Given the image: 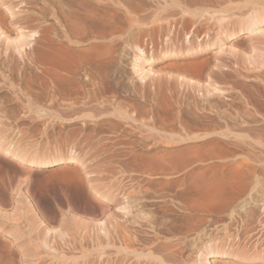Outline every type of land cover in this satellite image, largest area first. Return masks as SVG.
Here are the masks:
<instances>
[{
  "label": "rangeland",
  "instance_id": "374dc122",
  "mask_svg": "<svg viewBox=\"0 0 264 264\" xmlns=\"http://www.w3.org/2000/svg\"><path fill=\"white\" fill-rule=\"evenodd\" d=\"M88 1L93 2L90 5ZM172 1L142 0L140 4L146 9L135 17L144 16L149 22L144 20L131 27L130 20L118 16L110 5L112 0H0V20L7 22H0V29H6L10 37L4 41L0 35V192L10 188L8 193L13 196L18 187L23 195H31L25 203L11 196L10 203L0 208L4 215L0 217V264H24L21 252L29 237L45 239L49 245L39 251L41 256L32 257L30 264L40 260H46L41 264H67L52 256L61 248L65 255L71 252L70 256L77 257V264H122L124 227L119 201L123 187L146 193L148 217L159 222L161 238L171 240L165 253L168 256H135L138 264H264V192L258 194L259 199L254 197L255 217L247 222L232 217L231 209L241 208L245 197L239 188L230 184L237 189V197L232 196L233 188L229 186L228 190L224 187V196H213L218 193V167L227 162L232 149L226 144L221 146L218 140L215 88H235L230 78L238 65L244 75H264V0H230L222 6L224 11L213 7L195 16L186 14L187 20L183 19L182 8L171 6ZM94 7L98 24L89 27L88 10ZM9 12L17 13L16 17ZM213 12L216 15L210 14ZM254 16H259L260 26L250 33L249 21ZM220 17L225 28L207 26ZM122 22L129 24L125 27ZM200 22L204 29L198 33ZM71 25L75 26L72 32ZM111 27H116L115 31ZM20 30L33 35L30 48H34L23 52L30 59L21 57L17 45L11 44L19 38ZM37 36L43 41L38 45ZM111 37L116 41L109 45ZM252 38L258 39L252 42ZM33 39L38 42L35 44ZM46 39L56 44L50 47L53 43ZM219 39L225 40L222 47ZM40 50L47 51V57ZM2 59L10 61L3 63ZM235 59L240 63H232ZM19 66H23L21 71ZM53 71L57 74L51 76ZM4 146H17V154L26 158L61 157L77 162L38 167L22 163L6 153ZM254 170L259 175L263 171L254 163L242 167L247 177ZM71 188L77 191L69 193ZM78 199L85 202L83 210L74 208V218H66L70 221L61 219L52 224L47 220L48 211L55 208L67 212L66 206L76 205L73 203ZM30 205L37 210L36 220L29 219L31 213L27 216ZM46 205L50 209H45ZM130 224L128 231L132 232L135 227ZM222 244H234L243 250L219 254Z\"/></svg>",
  "mask_w": 264,
  "mask_h": 264
},
{
  "label": "bare ground",
  "instance_id": "6f19581e",
  "mask_svg": "<svg viewBox=\"0 0 264 264\" xmlns=\"http://www.w3.org/2000/svg\"><path fill=\"white\" fill-rule=\"evenodd\" d=\"M52 1V0H51ZM137 1V0H136ZM139 1V0H138ZM142 1V0H141ZM140 1V2H141ZM143 1H146V0H143ZM228 1H230V0H174V1H172V4H171V6H176V7H179V10H181V8H182V12H183V19L184 18H186L188 15H192V16H195L197 13H199V11L201 12H204V11H207V10H209V8H215V7H218L221 11H224V10H222V6H224V4L226 3V2H228ZM232 1V0H231ZM2 2H3V0H2ZM6 2V1H5ZM4 2V3H5ZM59 2V1H58ZM92 2L93 1H88V3L91 5L92 4ZM140 2H138V3H135V1L134 0H112V2H110V5H112L113 7H114V10L116 11V12H118V16H120V17H124V19H125V21H126V19H129L128 21L130 22V24H129V22H128V24H129V26H131V27H133L134 25H139V23L141 22V21H144L145 20V22L147 21L146 20V18L143 16L142 18H140V17H135V15L136 14H138V11H144L145 9H146V5L144 4H140ZM170 2H171V0H170ZM57 3V2H56ZM98 3V2H97ZM146 3V2H145ZM162 3V2H161ZM62 4V3H61ZM70 4H72V3H70ZM88 4V5H89ZM109 4V3H108ZM165 4H166V2H165ZM5 5V4H4ZM8 5H9V3H8ZM51 5V4H50ZM56 5V4H55ZM74 6H75V4H73ZM72 5V6H73ZM84 5V4H83ZM106 5V4H105ZM166 5H168V4H166ZM64 6V5H63ZM68 6H70V5H68ZM161 6H162V4H161ZM170 6V7H171ZM197 6H199V7H197ZM64 7H66V6H64ZM92 7V6H91ZM169 7V6H168ZM169 7V8H170ZM175 7V8H176ZM192 8V7H194L192 10L191 9H188V8ZM79 8V7H78ZM97 8V7H96ZM109 8V7H108ZM167 8V7H166ZM226 8V7H225ZM230 8V7H229ZM233 8V7H232ZM10 9V8H9ZM8 9V10H9ZM39 9V8H38ZM110 9V8H109ZM147 9H148V7H147ZM174 9V8H173ZM224 9V8H223ZM228 9V8H227ZM226 9V10H227ZM231 9V8H230ZM229 9V10H230ZM48 10V9H47ZM103 10V9H102ZM43 11V10H42ZM68 11H69V9H68ZM87 11V10H86ZM142 11V12H143ZM150 11V10H149ZM177 11H178V9H177ZM28 12V11H27ZM73 12V11H72ZM95 7H94V9H90V10H88V26L89 27H91V26H93L94 24L95 25H97L98 24V22L97 21H95V20H97V18L95 19L94 18V15H95ZM69 13V12H68ZM71 13V12H70ZM97 13V12H96ZM112 13V12H111ZM150 13V12H149ZM148 13V14H149ZM174 12L172 11V14H173ZM208 13V12H207ZM207 13H206V15H207ZM216 13V12H215ZM214 12L213 13H210V14H215ZM9 14H11L12 16L14 15V17H16V15H17V13H12V12H9ZM73 14V13H72ZM77 14V13H76ZM140 14V13H139ZM187 14V16L186 17H184L185 15ZM221 14V13H220ZM223 14V13H222ZM20 15V14H19ZM18 15V16H19ZM98 15V14H97ZM143 15V14H142ZM141 15V16H142ZM198 15V14H197ZM201 15H202V13H201ZM212 15V16H213ZM216 15V14H215ZM146 16V15H145ZM200 16V15H199ZM211 15H209V17H210ZM72 17V16H71ZM80 17V16H79ZM83 17V16H82ZM95 17H96V15H95ZM149 17H150V14H149ZM182 17V16H181ZM197 17V16H196ZM208 17V18H209ZM1 18V17H0ZM74 18H76V17H74ZM207 18V19H208ZM211 18V17H210ZM213 18V17H212ZM222 17H220V19H217V21L215 22V21H213L214 19H212V23H207V26H216V28L215 29H222V28H225V22L223 23V18L221 19ZM252 18V20H250L249 21V32L250 33H252V32H256L258 29H259V26H260V24H259V16H254V17H251ZM65 19V18H64ZM123 18H121V20H122ZM191 19L192 18H190V24H191ZM194 19V18H193ZM207 19H205V20H207ZM6 20V19H5ZM25 20H27V19H25ZM24 20V21H25ZM30 20V19H29ZM149 20V19H148ZM178 20H180V19H178ZM186 20H187V18H186ZM204 20V21H205ZM209 20V19H208ZM207 20V21H208ZM231 20H235V19H231ZM31 21V20H30ZM70 21V20H69ZM123 22H124V20H122ZM153 21V20H152ZM168 21H171V20H168ZM184 22H185V24H187V22L185 21V20H183ZM188 21H189V17H188ZM193 21H195V23H196V20H193ZM203 21V20H202ZM203 21V22H204ZM0 22H1V24L3 25V24H5V22H4V19L2 18V21L0 20ZM56 22H58V21H56ZM123 22H122V24H123ZM144 22V23H145ZM147 22H149V21H147ZM146 22V23H147ZM154 22V21H153ZM184 22H183V24H184ZM230 22V21H229ZM229 22H228V24H229ZM234 22V21H233ZM238 22H239V20H238ZM143 23V22H142ZM1 24H0V26H1ZM6 24H7V22H6ZM5 24V25H6ZM16 24H17V21H16ZM125 24H126V22H125ZM128 24H126V25H128ZM163 24H164V22H163ZM168 24H169V22H168ZM174 24H176V22H174ZM179 24V22L177 21V25ZM181 24H182V20H181ZM228 24H226L227 26H228ZM14 25H15V22H14ZM78 26H77V28L76 29H79L78 27H79V24H77ZM91 25V26H90ZM101 25V24H100ZM126 25H124L123 24V26H125L126 27ZM155 25H156V22H155ZM159 25V24H158ZM157 25V26H158ZM188 26H190L189 24H187ZM186 25V26H187ZM195 25V24H194ZM235 25V24H234ZM8 26V25H7ZM13 26V25H12ZM37 26V25H36ZM104 26V25H103ZM119 26V25H118ZM117 26V27H118ZM165 26V24L163 25V27ZM167 26V25H166ZM171 26V25H170ZM204 26V25H203ZM203 26H201V22H200V25H198V27L196 28V30H197V32L199 33V32H201L202 31V29H204V27ZM226 26V27H227ZM2 27H6V26H2ZM15 27V26H14ZM67 27V26H66ZM72 29H71V28ZM69 27V30H71V32L75 29V28H73V27H75V26H70ZM89 27H88V29H89ZM122 27V26H121ZM159 27H162V26H159ZM169 27V26H168ZM173 27H175L174 25H173ZM1 28V27H0ZM7 28V27H6ZM82 28H83V26L82 27H80V29H81V31H82ZM101 28V27H100ZM103 28V27H102ZM105 28V27H104ZM106 28H108V27H106ZM105 28V29H106ZM116 28V27H115ZM115 28H112L111 27V29L113 30V31H115ZM124 28V27H123ZM208 28V27H207ZM13 29V28H12ZM20 29V28H19ZM84 29V28H83ZM92 29V28H91ZM98 29V28H97ZM129 29V28H128ZM176 29V28H175ZM31 30V29H30ZM55 30V29H54ZM59 30V29H58ZM68 30V29H67ZM68 30V31H69ZM0 31H1V33H0V35L2 36V38L4 39V41H6L8 38H10V37H7V35H6V32L5 31H7L6 29H5V31H4V29L3 30H1L0 29ZM21 31V30H20ZM47 31V30H46ZM80 31V30H79ZM86 31V30H85ZM125 31V30H124ZM22 32V31H21ZM34 32H35V30H34ZM42 32V31H41ZM61 32V31H60ZM26 33V32H25ZM36 33V32H35ZM43 33V32H42ZM41 33V34H42ZM47 33V32H46ZM45 33V34H46ZM70 33V32H69ZM77 33V32H76ZM112 33H114V32H112ZM119 33H122V32H119ZM124 33V32H123ZM7 34H8V32H7ZM19 34V38L16 40V42L14 41V43L12 42L11 44L12 45H17V49H18V51H16V53L18 52L19 53V55L21 56V57H25V55L23 56V52L25 51V49H30V50H32L30 47H32L33 46V42H32V36L31 35H27V34H24L23 32L22 33H18ZM28 34H30V33H28ZM31 34H33V32L31 33ZM40 34V35H41ZM75 34V33H74ZM79 34V33H78ZM83 34V33H82ZM94 34V33H93ZM99 34V33H98ZM97 34V35H98ZM115 34V33H114ZM125 34V33H124ZM146 34V33H145ZM144 34V35H145ZM84 35V34H83ZM194 35V34H193ZM47 36V35H46ZM54 36H55V34H54ZM82 36V35H81ZM208 36H210V34H208ZM250 35H248L247 37H249ZM38 37V36H37ZM41 37V36H40ZM45 37V36H44ZM83 37V36H82ZM90 37H92V36H90ZM144 37V36H143ZM255 37H257V36H255ZM254 37V38H255ZM52 37H50V39H51ZM107 38V37H106ZM106 38H105V40H106ZM254 38H252V42H254L256 39H258V38H256V39H254ZM12 39V38H11ZM11 39H9L8 41H10ZM39 40V42H38V40ZM36 39V41H35V44H36V42H38L37 43V45L40 43V41L41 42H43L42 40H40V38L38 37ZM50 39H46V40H49L50 41ZM77 39V38H76ZM75 39V40H76ZM94 39V38H93ZM92 39V40H93ZM96 39V38H95ZM1 40V39H0ZM13 40V39H12ZM11 40V41H12ZM54 40H55V38H54ZM53 39L51 40L52 41V43H53V41H54ZM84 40V39H83ZM103 40H104V38H103ZM108 40V39H107ZM118 40V39H117ZM260 40V39H259ZM45 41V40H44ZM50 41V42H51ZM74 41V40H73ZM78 41V40H77ZM80 41H82L81 40V38H80ZM88 41H91L90 39L88 40ZM99 41V40H98ZM115 41H116V39L115 38H113V37H111V39L109 40V45H111V43H115ZM224 41L225 40H223V39H219V42H220V45H221V47L223 46V44H224ZM1 42V41H0ZM3 42V41H2ZM56 42V41H55ZM53 43V44H51L50 45V47L53 45L54 46V44H56V43ZM68 42V41H67ZM71 42V41H70ZM8 43L9 42H7V44L6 45H8ZM33 43V44H32ZM49 43V42H48ZM84 43V42H83ZM223 43V44H222ZM260 43V42H259ZM10 44V45H11ZM42 44V43H41ZM253 44H255V43H253ZM261 44V43H260ZM2 45V44H1ZM5 45V46H6ZM47 45V44H46ZM95 45V44H94ZM93 45V46H94ZM99 45V44H98ZM40 46V45H39ZM119 46V45H118ZM124 46V45H123ZM14 47V46H13ZM43 47V46H42ZM255 47H256V45H255ZM10 48L11 47H9L8 49L10 50ZM15 49H16V47H14ZM14 48H13V50H14ZM38 48V47H37ZM41 48V47H40ZM103 48V47H102ZM106 48V47H105ZM120 48V47H119ZM257 48V47H256ZM8 49H7V51H8ZM12 49V48H11ZM35 49H36V47H35ZM39 49V48H38ZM43 49V48H42ZM48 49H49V47H48ZM52 49V48H51ZM92 49V48H91ZM109 49V48H108ZM117 49V48H116ZM1 50V49H0ZM12 50V51H13ZM37 50V49H36ZM35 50V51H36ZM44 50V49H43ZM43 50H40V52L42 51L43 52ZM111 50V49H110ZM112 50H114V49H112ZM3 51V50H2ZM11 51V52H12ZM121 51H123V50H121ZM28 52L29 51H27V54H28ZM32 52V51H31ZM30 52V54L29 55H31L32 53ZM34 52V51H33ZM38 52V51H37ZM46 53H47V51H45ZM45 52H43L44 53V55L47 57V55H46V53ZM49 52V51H48ZM101 52V51H100ZM5 53H7V52H5ZM25 53V52H24ZM50 53H51V51H50ZM48 53L50 56L53 54V53ZM91 53H92V51H91ZM8 55H10V52L9 53H7ZM40 54V53H39ZM6 55V54H5ZM4 55V56H5ZM7 55V57H10V56H8ZM18 55V56H19ZM37 55V54H36ZM48 55V56H49ZM107 55V54H106ZM14 56V55H13ZM13 56L11 57L12 59H13ZM49 56V57H50ZM96 56V55H95ZM100 56H101V54H100ZM103 56V55H102ZM1 57V56H0ZM6 56L5 57H3V58H6V59H9V58H7ZM21 57H20V59H21ZM28 57V55H26V58ZM112 57V56H111ZM26 58H25V60H26ZM29 58V57H28ZM31 58V57H30ZM29 58V59H30ZM52 58H53V56H52ZM5 59V61L3 62V63H9V61L7 62V60ZM16 59V58H15ZM24 59V58H23ZM28 59V60H29ZM33 59V58H32ZM51 59V58H50ZM18 60H19V57H18ZM17 60V61H18ZM22 60V59H21ZM52 60V59H51ZM50 60V61H51ZM111 60V59H110ZM14 61V60H13ZM16 61V60H15ZM14 61V62H15ZM24 61V60H23ZM31 61V60H30ZM238 61V60H237ZM236 61V59H235V61H232V63L233 62H236L235 64H238V63H240L239 61L237 62ZM12 62V61H11ZM10 62V63H11ZM21 62V61H20ZM26 62V61H25ZM24 62V64H26ZM1 63V62H0ZM16 64H17V62H15ZM30 63V62H29ZM29 63H28V65H29ZM100 63H102V62H100ZM34 64H36V63H34ZM255 64V63H254ZM253 64V65H254ZM1 65H2V63H1ZM6 65V64H5ZM7 65H10V64H7ZM6 65V66H7ZM11 65H12V63H11ZM18 65H20V64H18ZM262 65V64H261ZM13 66H14V63H13ZM29 66H32V65H29ZM235 66H237V65H235ZM239 66V65H238ZM235 67V69L234 70H232L234 73L232 74V77L230 78V80H231V82L234 84V86H235V88H233L232 90H228V91H226L225 89H222V88H219V87H217V88H215V91L217 92L216 93V97H215V104H214V108H215V121H216V124H217V130H218V132H217V134H218V140H219V143H220V145L222 144V145H224V144H226V145H229V146H231L232 147V149H230L231 147H229V149L231 150L230 151V155L229 156H227L228 157V159L226 158V157H224V158H226L227 159V162L225 163V164H223L221 167H218L219 168V170L217 171V180H218V193L216 194L215 193V195H213V196H216V195H218V197H220V196H222L223 194H226V193H223V189H224V187H226L227 186V190H228V186L233 190V191H231V189H230V191H231V194H232V196H233V194H234V196L235 195H237V194H235L234 193V190H237L236 188H239L240 189V192L242 193L243 192V195H242V198H243V196H245L244 197V199L242 200L241 199V201H243V205H241V208H239L238 210L237 209H231L232 210V217H234L235 218V220H239V221H242V222H247V221H249V220H252L254 217H255V215H254V213H255V211L253 210V209H255L254 207H253V205H255V203H256V200L257 199H254V197H258V199H259V196H258V194L259 193H263L264 192V75H263V73L262 74H260L259 73V71L258 72H256L255 71V73H259V74H257V75H255V74H249V73H245V75H244V73H241L242 71L240 70V67ZM255 66V65H254ZM264 66V65H263ZM1 68L3 67V66H0ZM10 67V66H9ZM20 67V66H19ZM19 67H16V68H19ZM21 67H23V66H21ZM21 67L19 68L20 69V71H21ZM25 67V66H24ZM26 67H27V65H26ZM51 67V66H50ZM98 67V66H97ZM96 67V68H97ZM4 68H8V67H4ZM3 68V70L5 71V69ZM13 68H15V66L13 67ZM28 68V67H27ZM27 68H25L26 70H27ZM38 68H39V66H38ZM10 68H8L6 71H8ZM25 69H23V70H25ZM29 69V68H28ZM48 69V68H47ZM2 69H1V71H3ZM18 70V69H17ZM16 69L14 70V71H17ZM32 70V69H31ZM45 70H46V68H45ZM48 70H50V69H48ZM54 70V69H53ZM11 71H12V68H11ZM19 70H18V74L17 75H19V74H21L20 76H22V74L23 73H21ZM44 71V70H43ZM51 71H52V68H51ZM27 72V71H26ZM47 72H49V71H47ZM47 72H45V73H47ZM54 72H56V71H53V74H51V72H50V74H51V76H53L54 75ZM253 72V71H252ZM261 72V71H260ZM263 72V71H262ZM9 73H10V71H9ZM12 74H13V72H11ZM44 73V74H45ZM254 73V72H253ZM49 74V75H50ZM56 74H57V72H56ZM1 75H3V74H1ZM26 75V74H25ZM45 75H47V74H45ZM89 75V74H88ZM4 76V75H3ZM16 78H18V76H16V75H14ZM24 76V75H23ZM56 76V75H55ZM58 76V75H57ZM8 77V76H7ZM26 77V76H25ZM37 77V76H36ZM144 77H146V76H144ZM3 78V77H2ZM22 78V77H21ZM31 78V77H30ZM19 79V78H18ZM22 79H24V78H22ZM54 79V78H53ZM142 79V78H141ZM1 81V80H0ZM89 81V80H88ZM26 82V81H25ZM90 82V81H89ZM102 84V83H101ZM18 85V84H17ZM98 85V84H97ZM218 86H220V85H218ZM221 87V86H220ZM239 88V89H237V88ZM53 89V88H52ZM26 91V90H25ZM93 93V92H92ZM226 99H227V101L229 100L230 101V104L229 105H227L226 104ZM228 101V102H229ZM73 102V101H72ZM106 102V101H105ZM83 103V102H82ZM77 104V103H76ZM84 104V103H83ZM132 107V106H131ZM108 109V108H107ZM144 109V108H143ZM102 111V110H101ZM213 112V111H212ZM149 114V113H148ZM63 115V114H62ZM147 116V115H146ZM149 116V115H148ZM128 117V116H127ZM63 118V117H62ZM1 143V142H0ZM3 144V143H2ZM2 144H0V145H2ZM221 145V146H222ZM44 146H46V145H44ZM2 147V146H1ZM5 147V146H4ZM13 147H15V146H13ZM38 147V146H37ZM16 148H18L17 146H16ZM15 148V149H16ZM36 148V147H35ZM34 148V149H35ZM39 148V147H38ZM15 149H13L12 148V146L11 147H5L4 148V150L6 151V153H8V154H11V155H13L15 158H17L18 160H20L22 163H25V164H31V165H35V166H38V167H50V166H54V165H57V164H62V163H68V162H77V161H75V159L73 160L72 158H68V159H64V158H61V157H58V158H52V159H50V160H40V159H31V158H26V157H23V156H21V155H18L17 154V150H15ZM39 149H41V148H39ZM36 150H38L37 148H36ZM35 150V151H36ZM39 151V150H38ZM173 157V156H172ZM175 157V156H174ZM223 158V159H224ZM151 159V158H150ZM149 159V160H150ZM174 159V158H173ZM180 160V159H179ZM150 161H152V160H150ZM160 161V160H159ZM163 162V161H162ZM171 162V161H170ZM174 162V161H173ZM177 162V161H176ZM4 163V162H3ZM251 163H254L257 167H259V168H262V174L261 175H259V174H257L256 173V171L254 170V171H252V172H250V173H248L249 174V176L247 177V175L246 176H244V174H243V172H242V167H245V166H247V168H248V166L251 164ZM79 164H82V163H79ZM170 164V163H169ZM172 164V163H171ZM175 164V163H174ZM173 164V165H174ZM2 165V164H1ZM11 165V164H10ZM83 165V164H82ZM221 165V164H220ZM5 166V165H4ZM9 166V165H8ZM7 167V166H6ZM173 167V166H172ZM174 167H175V165H174ZM173 167V168H174ZM86 169V168H85ZM244 169V168H243ZM18 171V170H17ZM20 171V170H19ZM15 173V172H14ZM22 173V172H21ZM17 174V173H16ZM20 174V173H19ZM25 174V173H24ZM203 174V173H202ZM20 175H22V174H20ZM87 175H88V173H87ZM13 176V175H12ZM28 176V175H27ZM191 176H192V174H191ZM22 177V176H21ZM14 178V177H13ZM201 179V178H200ZM215 179H216V177H215ZM214 179V180H215ZM229 179V180H228ZM197 180V179H196ZM190 181V180H189ZM197 182V181H196ZM193 183V182H192ZM205 184V183H204ZM230 184H233V186L234 187H236V188H234V187H232V186H230ZM12 185V184H11ZM127 185V184H126ZM183 185V184H182ZM206 185H207V181H206ZM209 185V184H208ZM125 186V185H124ZM7 187H9V185L7 186ZM14 187V186H13ZM57 187V186H56ZM199 187V186H198ZM205 187V186H204ZM203 187V188H204ZM2 188V187H1ZM0 188V189H1ZM191 189H193V187H190ZM189 188V189H190ZM212 188H213V185H212ZM15 189V188H14ZM74 190H76L75 188H73ZM73 189L71 188V190L70 191H68L69 193L70 192H73ZM187 189V188H186ZM186 189H184V190H186ZM209 189V188H208ZM210 189H211V186H210ZM213 189H215V188H213ZM238 189V190H239ZM3 190V189H2ZM1 190V192H0V208L1 207H4V206H7L9 203H10V197L12 196V194L10 195L8 192H10V188H9V191L7 192L6 190V192H3ZM12 190V189H11ZM59 190V189H58ZM77 191V190H76ZM82 190H80L79 192V194H81L82 192H81ZM187 191V190H186ZM14 192V191H13ZM75 192V191H74ZM187 192H189V191H187ZM205 192V191H204ZM203 192V193H204ZM233 192V193H232ZM64 193V192H63ZM76 193V192H75ZM75 193H73L75 196L73 197V199L76 197V195L77 194H75ZM191 193H193V192H191ZM238 193V196H239V191L237 192ZM240 193V194H241ZM120 194H121V198H120V201H119V203H120V210H122L123 211V227H124V234H123V241H122V245L123 246H121L122 247V251H123V253H124V255H123V258H122V264H138V260H136L137 258L135 257V256H140V255H147V256H152V255H159V254H161L162 255V257L163 256H168V255H165V253H166V249L170 246L171 247V240L168 242V240H163L161 237L163 236H161V227L159 228L158 227V223H156L155 221H153L152 219H151V217L149 218L148 217V215H147V211H146V209H148L147 207L149 206L148 204V206L146 207V203H145V200H146V193L143 191V190H138V189H124V187H123V190H122V192H120ZM184 194H186V192L184 191ZM197 194V193H196ZM199 194V193H198ZM208 194V196H209V193H207ZM207 194H205V195H207ZM56 195H57V193H56ZM55 195V196H56ZM67 195V194H66ZM69 195V194H68ZM72 195V194H71ZM15 196H17V197H19V200H21V201H23L24 203L25 202H29V199H31V198H29V196H31V195H29L28 196V194H25V195H23L22 193H20V190L18 189V187H17V191H16V193L12 196V197H15ZM37 196V195H36ZM148 196V195H147ZM212 196V197H213ZM224 196V195H223ZM226 196H228V195H226ZM231 196V195H230ZM16 197V198H17ZM38 197V196H37ZM71 197V196H70ZM69 197V198H70ZM82 196H80V198H81ZM85 197V196H84ZM191 197H193V196H191ZM235 197H237V196H235ZM10 198V199H9ZM33 198H34V196H33ZM63 198H65V197H63ZM68 198V199H69ZM72 198V197H71ZM70 198V199H71ZM79 198V197H78ZM83 198V197H82ZM239 198V201H240V196L238 197ZM45 199V198H44ZM76 199V198H75ZM196 199V198H195ZM237 199V198H236ZM235 199V200H236ZM263 200H264V197L262 198ZM65 200H66V198H65ZM72 200V199H71ZM71 200H70V202H71ZM232 200V199H231ZM234 200V199H233ZM66 201H68V200H66ZM65 201V202H66ZM82 200H80V199H78V200H76L74 203H73V201H72V203L73 204H75L76 203V205H71V204H69V205H67L66 207H68V211L65 213V212H62V211H60V210H57V209H53V210H51L50 212L48 211L47 212V214L49 215V217L47 216V220H48V218H49V222L50 223H52V224H54V223H56L57 221H60L61 219H66V218H69V217H71V218H74V214H72L71 215V213H73V209L74 208H76V209H82ZM234 202V201H233ZM236 202H238V201H236ZM68 203H69V201H68ZM67 203V204H68ZM83 203H85V202H83ZM176 203V202H175ZM253 203V204H252ZM31 204V203H30ZM34 204V203H33ZM238 204V203H237ZM84 205V204H83ZM86 205V204H85ZM46 206H48V205H46ZM50 206V205H49ZM49 206H48V208H46L45 207V209H50L49 208ZM235 206V205H234ZM35 206L34 205H30V207H27L28 209H29V211L27 212V216H28V214L30 215V213H31V216H28L29 217V219H35L36 220V214H37V210H35V208H34ZM84 207V206H83ZM169 207V206H168ZM44 208V207H43ZM151 208V207H150ZM150 208H149V212H150ZM235 208V207H234ZM37 209V208H36ZM172 209V208H171ZM170 209V210H171ZM43 210V209H42ZM83 210V209H82ZM81 210V211H82ZM45 212L47 211V210H44ZM85 212V211H84ZM5 214V213H4ZM42 214V213H41ZM44 214V213H43ZM71 215V216H70ZM3 217L4 215H1V213H0V217ZM7 216V215H6ZM5 216V217H6ZM145 216H146V218H145ZM65 217V218H64ZM4 218V217H3ZM142 219V221L141 222H138V221H136V219ZM154 218V217H153ZM38 219V218H37ZM132 219H134V220H132ZM155 219V218H154ZM67 220V219H66ZM67 221H70L69 219L67 220ZM66 221V222H67ZM75 221V220H74ZM73 221V222H74ZM35 222V221H34ZM39 222H42V221H39ZM64 222V221H63ZM241 222V223H242ZM33 223V222H32ZM38 223V222H37ZM131 223V224H130ZM162 223V222H161ZM164 223V222H163ZM162 223V224H163ZM128 224H130V226L131 227H135V229H134V231H132V232H129L130 231V229L128 228ZM132 224H133V226H132ZM162 224H160V225H162ZM64 225H65V223H64ZM70 225V224H69ZM159 225V226H160ZM1 226V225H0ZM48 226V225H47ZM82 226V225H81ZM165 226L166 225H164V227L163 228H165ZM66 227V226H65ZM173 227V226H172ZM2 228V227H1ZM63 228V227H62ZM163 228H162V230H163ZM66 229V228H65ZM68 229H70V228H68ZM131 229H133V228H131ZM129 230V231H128ZM248 230V232H250L251 231V229H247ZM44 231V230H43ZM80 233V232H79ZM72 234H73V231H72ZM167 235V234H166ZM15 237V236H14ZM78 237V236H77ZM16 239H17V237H15ZM37 238V237H36ZM33 239L32 237H29V238H27V242H25L24 243V245H23V249H22V255H23V257H24V264H30V260H31V258L32 257H38V256H41V253L39 252L40 250H42V248H44V246H49V245H47L46 243H45V239L43 240L42 239V241H39L38 240V238L37 239ZM72 239V238H71ZM78 239V238H77ZM18 240V239H17ZM62 240H64V239H62ZM76 241V240H75ZM75 241H74V243H75ZM87 241V240H86ZM174 241V240H173ZM70 242V241H69ZM62 243V242H61ZM71 243H72V241H71ZM86 243V242H85ZM177 243V242H176ZM50 244H51V242H50ZM60 244V243H59ZM70 244V243H69ZM173 244V243H172ZM28 245V246H27ZM54 245V244H53ZM61 245H63V243L61 244ZM213 245V244H212ZM27 246V247H26ZM77 246V245H76ZM81 247H82V245H80ZM79 246V247H80ZM217 246V245H216ZM219 246V245H218ZM62 246H60V248H61ZM59 248V249H60ZM75 248V246L72 248V249H74ZM217 248V247H216ZM182 249V248H181ZM181 249H180V253L182 252L181 251ZM198 249V248H197ZM210 249H212V248H210ZM213 249H215V248H213ZM218 249L219 250H222L221 251V253H219V254H224V255H226V254H229V253H234V252H236V253H238V252H240L241 250H243V248H239V247H235V245L234 244H227V245H225V244H222L221 246H219L218 247ZM217 249V250H218ZM61 250H62V248H61ZM60 250V251H61ZM168 250V249H167ZM199 250H201V249H199ZM218 250V251H219ZM60 251H56V252H54L53 254L54 255H52V256H55V257H58L61 261H63V260H65L66 261V263L68 264L69 262H73L74 261V264H77V257H74L73 255L72 256H70L72 253L70 252V250H68V253H69V257L67 256V255H65L66 253L62 250L61 252ZM67 251V250H66ZM179 251V250H178ZM60 252V253H59ZM73 252V251H72ZM174 252V251H173ZM184 252V251H183ZM67 253V254H68ZM62 254V255H61ZM173 255L175 254V253H172ZM30 255V256H29ZM31 255H33V256H31ZM160 255V256H161ZM172 256V255H171ZM202 256V253L200 254V256L198 255V257H201ZM204 256V255H203ZM22 257V258H23ZM159 256H156L155 257V259L156 258H158ZM198 257H196V259H197V261H198ZM204 257H206V255L204 256ZM45 258V257H44ZM58 258H57V260H58ZM80 258V257H79ZM78 258V259H79ZM170 258V257H169ZM42 259V258H41ZM159 260H162L160 257L158 258ZM202 259V258H201ZM207 260V259H206ZM8 261V260H7ZM46 261V260H45ZM44 261V262H45ZM119 261H121V260H119ZM138 261V262H137ZM9 262V261H8ZM7 262V263H8ZM33 262V261H32ZM37 262V261H36ZM42 260H40L39 262H37L36 264H41V263H44ZM50 262V261H49ZM76 262V263H75ZM161 262V264L163 263V261H160ZM200 262H201V260H200ZM6 263V264H7ZM205 263V262H204ZM11 264V263H10ZM21 264V263H20ZM46 264V263H45ZM73 264V263H72ZM121 264V263H120Z\"/></svg>",
  "mask_w": 264,
  "mask_h": 264
}]
</instances>
